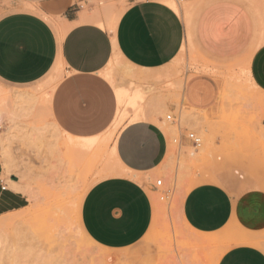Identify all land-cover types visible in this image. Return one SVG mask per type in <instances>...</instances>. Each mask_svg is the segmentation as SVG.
Segmentation results:
<instances>
[{
    "label": "crops",
    "instance_id": "crops-1",
    "mask_svg": "<svg viewBox=\"0 0 264 264\" xmlns=\"http://www.w3.org/2000/svg\"><path fill=\"white\" fill-rule=\"evenodd\" d=\"M88 1L0 0V83L32 85L58 65L64 74L51 94V120L68 138L89 139L108 131L119 110L116 88L104 72L114 56L126 65L138 86L118 88L142 92L145 117L130 121L134 112L128 111L114 139L115 159L138 179L113 176L93 185L82 202L81 226L94 244L121 252L127 264H157L149 238L160 211L154 184L169 152L165 114L180 105L201 116L203 129V115L214 120L219 109L222 83L209 73H195L186 75L178 90L172 64L187 45V29L169 0H101L105 9L91 4L84 11ZM209 1L193 26V41L208 59L244 64L264 107V0ZM186 125L199 128L193 119ZM261 130L264 137V116ZM243 177L219 169L191 187L178 207L182 225L208 239L223 238L220 232L229 226L245 235L260 232L264 190L241 188ZM6 178L0 155V216L25 208L28 201L18 182ZM218 245L215 264H264V252L254 245L229 239Z\"/></svg>",
    "mask_w": 264,
    "mask_h": 264
},
{
    "label": "rangeland",
    "instance_id": "rangeland-1",
    "mask_svg": "<svg viewBox=\"0 0 264 264\" xmlns=\"http://www.w3.org/2000/svg\"><path fill=\"white\" fill-rule=\"evenodd\" d=\"M173 1L187 29V45L172 64L178 77V90L186 75L209 73L221 80L222 96L214 120L203 115V129H200L201 116L180 105L175 113L165 114L173 118V122L166 121L171 131L169 152L162 167L164 173L156 180L162 181L160 190L168 191V196L161 200L157 194L160 211L149 238L157 249V264H215L221 252L218 244L227 239L254 245L264 252V228L245 235L229 226L220 232L224 233L223 238L208 239L188 230L179 219L178 207L183 195L219 169L243 174L245 184L241 188L258 186L264 190L261 132L264 107L263 98L249 83L244 64H220L208 59L193 41V26L210 1ZM238 1L245 4L249 0ZM6 4L9 6L10 1ZM91 4L105 9L101 0H89L87 5L82 4L83 10L87 11ZM119 15L109 20V29H113ZM91 21L103 26L99 19ZM129 72L114 56L104 77L116 90L126 87V83L128 89H134L138 85ZM63 74L57 65L43 80L32 85L0 83L2 164L6 179L17 181L28 199L25 208L0 216V221L25 218L22 224L0 227V264H127L121 252L94 244L82 229L80 212L83 199L93 185L108 177L125 176L115 159L114 139L129 110L134 112L130 121L145 117L141 112L142 92L120 89L129 92L128 96L139 93L136 107L122 108L124 113L118 126L114 128L112 124L92 150L81 152L74 146L78 142L73 141V145L57 129L49 112L53 88ZM188 119L196 120L199 128L187 126ZM190 133L200 138L199 147L187 139Z\"/></svg>",
    "mask_w": 264,
    "mask_h": 264
},
{
    "label": "bare ground",
    "instance_id": "bare-ground-1",
    "mask_svg": "<svg viewBox=\"0 0 264 264\" xmlns=\"http://www.w3.org/2000/svg\"><path fill=\"white\" fill-rule=\"evenodd\" d=\"M168 5H170L173 9H176V4L172 0L168 1ZM249 83H250V81H249ZM122 91L120 89L116 90L119 110H118L116 119L113 123L114 128H116L118 126V122L121 119V117L124 113V109L127 107V105L130 106L131 108L136 107V104H137L138 100L140 99V95L137 92L131 96H128V94H130L129 92H126V91L122 92ZM126 93H128V94L126 95ZM122 108H124V109H122ZM101 136L102 135L97 136V137H93V138H89V139H74V138H68V139L72 143H73V141L78 142L76 145H74V143H73V145L76 146L81 152H88V151L92 150L97 145ZM121 170H122L121 174H123V175L127 174L129 176H132L124 168H122ZM24 222H25V218L23 216L19 217V218H15V217L14 218H8V219H4V220L0 221V227H2V226L4 227L6 225H17L19 223L22 224Z\"/></svg>",
    "mask_w": 264,
    "mask_h": 264
},
{
    "label": "built area",
    "instance_id": "built-area-1",
    "mask_svg": "<svg viewBox=\"0 0 264 264\" xmlns=\"http://www.w3.org/2000/svg\"><path fill=\"white\" fill-rule=\"evenodd\" d=\"M166 121H170L173 122V118L171 115H166L165 117ZM2 126L0 125V130H1ZM187 139L191 141V143L193 144L194 147H199L201 140L200 138H198L195 134L190 133L187 136ZM162 186V181L161 180H156L155 184H154V189L156 191H158V194L160 195V199L163 200L164 198H166L168 196V191H162L160 190Z\"/></svg>",
    "mask_w": 264,
    "mask_h": 264
}]
</instances>
